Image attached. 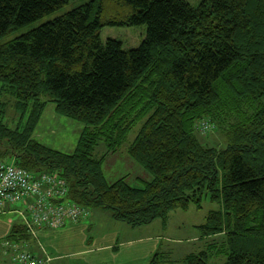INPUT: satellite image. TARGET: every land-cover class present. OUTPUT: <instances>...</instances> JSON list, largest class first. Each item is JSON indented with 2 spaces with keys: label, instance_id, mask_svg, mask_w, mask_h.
Masks as SVG:
<instances>
[{
  "label": "trees",
  "instance_id": "1",
  "mask_svg": "<svg viewBox=\"0 0 264 264\" xmlns=\"http://www.w3.org/2000/svg\"><path fill=\"white\" fill-rule=\"evenodd\" d=\"M68 3L0 0V39ZM141 25L134 48L100 35L104 26ZM49 102L83 125L71 153L35 137ZM215 130L223 143L202 141ZM123 146L146 172L109 182L104 160ZM8 159L34 183L63 182L47 208L86 211L33 232L26 220L40 196L28 207L7 202L3 210L25 208L12 242L85 221L90 210L132 227L164 226L170 212L201 209L209 197L219 208L197 226L206 248L180 261L159 249L147 264H209L212 254L225 256L221 264H264V0H91L0 45V161Z\"/></svg>",
  "mask_w": 264,
  "mask_h": 264
},
{
  "label": "rangeland",
  "instance_id": "2",
  "mask_svg": "<svg viewBox=\"0 0 264 264\" xmlns=\"http://www.w3.org/2000/svg\"><path fill=\"white\" fill-rule=\"evenodd\" d=\"M89 1L91 0H69V3L66 6L53 14L46 15L33 23L10 31L6 36L0 39V45L15 39L19 35L45 23L48 20L66 13L76 6L88 3ZM187 1L193 5H197L200 2V0ZM100 35L104 42L107 38H114L121 41L125 49H129L137 47L141 44L146 35V26H104L100 30ZM54 108V103L52 102H49L46 105L45 111L38 124L35 137L40 142L54 149L71 153L78 143L83 125L75 119L56 113ZM8 115L9 118L7 117V123H9L10 126L15 127L17 121H15V123L10 122V120L8 121V119L15 118V112L10 110ZM138 127L136 128L138 129ZM135 131L136 130L132 131L131 138H134ZM207 136V138H202V141L205 143L221 144L225 139L223 134L216 130L208 133ZM95 152L97 155H102L106 152V145L103 141L97 146ZM11 161V159L7 160L9 163H11ZM103 171L109 182H113L125 175H127L128 181L134 182L135 177H144V172H146L141 164L130 157L125 146L115 153L107 154L103 163ZM218 208V202H213L209 199V197H205L203 199L201 209H197L194 205H191L187 210H174L170 212L169 218L164 226L162 220H156L151 225L140 227L141 230L139 227L135 229L134 236L132 237H141L142 235L147 238L151 237L155 240L158 239V247H160V251L165 254H172V259L180 261L188 253L199 252L206 248V246H204V239L201 238V234L197 226L206 221L210 210ZM2 211L4 210L1 209L0 212ZM98 212L105 214L107 211L98 210ZM90 213L93 215L94 211L90 210ZM107 213L108 215L110 214L109 212ZM137 230L140 231L137 233ZM195 236H197V238L194 242L193 237ZM224 260L225 256L221 254H212L209 256V264H221Z\"/></svg>",
  "mask_w": 264,
  "mask_h": 264
},
{
  "label": "crops",
  "instance_id": "3",
  "mask_svg": "<svg viewBox=\"0 0 264 264\" xmlns=\"http://www.w3.org/2000/svg\"><path fill=\"white\" fill-rule=\"evenodd\" d=\"M23 209V204H11L0 212V264H12L16 254L25 250L47 258L48 264H147L160 248L158 239L132 237L138 227L94 210L85 221L59 229L40 226L30 239L12 242L7 237L14 223L23 222L18 213ZM193 238L195 242L197 236ZM168 256L172 259V254Z\"/></svg>",
  "mask_w": 264,
  "mask_h": 264
},
{
  "label": "built area",
  "instance_id": "4",
  "mask_svg": "<svg viewBox=\"0 0 264 264\" xmlns=\"http://www.w3.org/2000/svg\"><path fill=\"white\" fill-rule=\"evenodd\" d=\"M208 126H210L208 123L204 124V127ZM43 185L46 186L44 194L41 190ZM62 185L63 182L56 177L46 175L42 176L41 181L34 183L33 176L26 170L0 161V210L6 207L7 202H23L28 207L29 198L40 196L36 205H30V219L26 220L29 229L34 232V227L42 223L60 226L66 220L76 219L78 215L86 213L72 203L47 208L45 198L58 193ZM45 262L29 252H19L15 257V264H45Z\"/></svg>",
  "mask_w": 264,
  "mask_h": 264
}]
</instances>
